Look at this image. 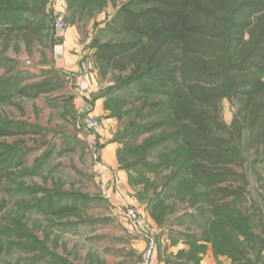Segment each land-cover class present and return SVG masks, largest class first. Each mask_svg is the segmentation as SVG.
Instances as JSON below:
<instances>
[{
    "label": "rangeland",
    "instance_id": "obj_1",
    "mask_svg": "<svg viewBox=\"0 0 264 264\" xmlns=\"http://www.w3.org/2000/svg\"><path fill=\"white\" fill-rule=\"evenodd\" d=\"M19 1L26 6L24 16L37 20L40 30L38 36L29 33L27 39L16 37L18 33L0 39V81L18 78L16 85L8 87L12 95L0 103V125L23 123L40 135L0 138L1 144L25 158L24 165L11 169L0 192V202L8 204L0 217V246L4 248L0 264H142L149 243L118 206L105 199L109 186L95 169L106 142L116 149V165L110 167V173L113 178L121 173L120 180L116 179L118 188L128 197L135 196L136 209L155 229L153 264H202L209 254L230 264H243L229 254L236 247L248 252L249 264H264V180L258 177L264 168L262 155L250 151L245 141H234L233 148L244 166V170L234 171H243L248 182L243 188L245 211L236 215L217 211L206 201L205 191L188 178L179 179L181 164H188L182 148L159 152L155 145L170 120L164 115L144 118L142 109L146 100L161 99V88L146 80L138 82L158 93L146 96L131 83L127 70L96 58L98 45L125 39L110 34L108 26L128 0ZM61 15L67 31L80 34L76 71L67 66V31L62 36L54 32ZM12 26L5 23L1 28ZM86 42L89 44L84 47ZM56 44L65 47L59 62L53 57ZM85 62L90 66V78L97 73L99 80L80 95L77 82ZM39 85L56 89L36 97L19 94L21 89ZM99 100L112 120L106 138L100 134L92 137L82 123L84 114L91 115ZM236 110L232 102L222 100L221 121L233 124ZM95 118L101 125L105 119ZM222 187L228 189L230 184ZM151 202L160 203L155 211ZM246 233L255 235V240L248 243Z\"/></svg>",
    "mask_w": 264,
    "mask_h": 264
},
{
    "label": "trees",
    "instance_id": "obj_2",
    "mask_svg": "<svg viewBox=\"0 0 264 264\" xmlns=\"http://www.w3.org/2000/svg\"><path fill=\"white\" fill-rule=\"evenodd\" d=\"M25 8L19 0H0V39H9L12 33L26 39L29 33L39 35L38 21L24 16ZM5 23L14 26L1 28ZM108 29L125 39L98 45L96 58L127 70L131 83L146 80L162 90L161 99L146 100L142 109L144 118L164 115L170 120L155 141L159 152L180 146L188 164H181L179 179L188 178L205 191L203 196L217 211L243 213V188L248 182L243 171H234L244 166L233 143L245 141L250 151L262 155L264 163V0H128ZM17 81L16 77L0 81V103L12 95L8 87ZM137 85L146 96L158 94L151 86ZM54 89L39 85L21 89L19 94L36 97ZM222 100L237 108L230 126L219 117ZM27 135L40 134L23 123L0 125V138ZM24 159L0 143V192L11 169L24 165ZM258 177L264 180V168ZM223 184L230 187L225 189ZM151 205L155 211L160 203ZM7 207L0 202V217ZM52 207L51 201L46 212ZM254 237L248 235L247 242ZM233 252L229 254L237 262L250 263L244 249L236 247ZM3 253L0 246V256Z\"/></svg>",
    "mask_w": 264,
    "mask_h": 264
},
{
    "label": "built area",
    "instance_id": "obj_3",
    "mask_svg": "<svg viewBox=\"0 0 264 264\" xmlns=\"http://www.w3.org/2000/svg\"><path fill=\"white\" fill-rule=\"evenodd\" d=\"M67 31V24L65 16L61 15L57 18L54 26V32L56 36H62ZM89 42H86L83 46L86 47ZM65 56V47L63 44H56L53 48V57L56 62L63 60ZM83 76L77 82V91L80 95L88 93L91 89L90 83V66L87 62L81 65ZM82 123L84 130L92 136H98L102 131L101 123L89 114H84L82 117ZM105 199L118 206L128 223L134 228L137 234L148 241V248L144 254L142 264H153L155 259V229L149 220L140 214L136 209L138 200L135 196H129L124 194L115 181H112V188L105 194Z\"/></svg>",
    "mask_w": 264,
    "mask_h": 264
},
{
    "label": "crops",
    "instance_id": "obj_4",
    "mask_svg": "<svg viewBox=\"0 0 264 264\" xmlns=\"http://www.w3.org/2000/svg\"><path fill=\"white\" fill-rule=\"evenodd\" d=\"M79 38H80V34H78V36H77V33L73 29L72 30H68L67 33H66V37L64 38L65 39L64 41H65V45H66V50H67V55H66V61L68 62L67 66H68V64H69L70 67L72 66L71 69L73 71L74 70L76 71V67H75L76 66V60L75 59L77 58V56L75 55V53L78 51V45H79L78 39ZM67 66L65 68H67ZM69 66H68V68H70ZM96 74L97 73H95L91 78H89L90 83L93 82L94 85L99 80V77H97ZM80 99L77 101V102L80 101L79 105H81V100ZM108 114H109V111L104 109V104H103L102 100H99V101L96 102V104L94 105V108H93V112H91V115H93V117H102L103 119L105 118L104 121L102 122L103 130L100 133V135L103 138H106V137L110 136V121H112V120H110V118H109L110 116L109 117L107 116ZM92 137H94V136H92ZM95 137H97V136H95ZM90 141H91V137L89 139V143H90ZM98 142H99V140H98ZM88 146L90 147V144H88ZM64 147H65V145L62 146V148L64 150H66ZM74 150H75V148H74ZM115 151H116V149L113 148L112 145H111V148H110V143L106 142L104 148L100 152V161L97 162L96 166H95V169L97 170V172L99 174L101 173L102 180H104V179L107 180L105 185H106V187L109 186V190H110V183L112 184V181L114 179L117 182L116 179L118 178L120 180V178H121V176H120L121 173L114 175L115 176L114 178H113L112 174L110 173V167L116 165V154H115ZM111 204H113V203H111ZM113 205H115V204H113ZM202 264H230V262L227 259H221L220 258L218 260L216 257H212L209 254L204 259Z\"/></svg>",
    "mask_w": 264,
    "mask_h": 264
}]
</instances>
